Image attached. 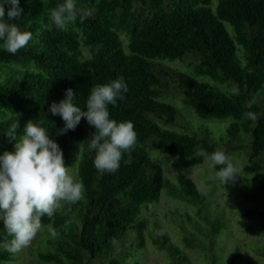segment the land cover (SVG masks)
<instances>
[{"label":"trees","instance_id":"trees-1","mask_svg":"<svg viewBox=\"0 0 264 264\" xmlns=\"http://www.w3.org/2000/svg\"><path fill=\"white\" fill-rule=\"evenodd\" d=\"M63 2L20 0L23 13L10 23L31 31L33 40L15 55L0 41V155L14 148L5 134L11 125H19L18 139L26 122L43 121L62 150L65 165L77 167V178L85 186V198L67 206L70 212L42 217L46 235L48 225L59 235L45 238L49 248L37 251L38 259L49 264H125L149 241L170 264H193L184 248L200 253L202 264H220L217 244L227 229L224 214H214L208 196L192 178L166 177L149 147L165 155L163 159L188 167L204 162V157L193 156L197 149L209 154L221 150L230 156L247 142L248 161L241 168L251 174L250 180L239 174L225 185L235 198L256 203L242 216L253 217L248 228L264 235V99L258 100L264 95V0H218L215 8L211 0H76L75 23L60 30L50 11ZM87 12L91 15L81 21L80 15ZM186 58L195 61L196 75L225 88L164 63ZM119 77L128 90L124 99L109 105L110 118L133 122L137 144L131 163H125L124 154L116 172L101 173L94 166L95 150L87 147L93 126L82 118L74 130L57 134L64 121L49 107L71 88L76 92L74 103L83 110L93 87ZM170 84L197 117H232L224 135L214 139L206 127L193 132L166 128L178 125L182 114L166 100ZM233 87H238L239 95L231 94ZM253 99L255 103L247 107ZM248 111L258 120L245 119ZM254 181L258 185L251 190L244 185L234 188ZM162 189L185 205L182 211L164 215L176 227L183 248L172 241L162 222L155 219L149 228L141 220L143 209L159 201ZM11 239L0 221V262L19 257L3 247ZM254 253L264 257V247ZM240 256L235 246L225 264H236Z\"/></svg>","mask_w":264,"mask_h":264},{"label":"clouds","instance_id":"clouds-1","mask_svg":"<svg viewBox=\"0 0 264 264\" xmlns=\"http://www.w3.org/2000/svg\"><path fill=\"white\" fill-rule=\"evenodd\" d=\"M22 13L20 0H0V41H3L4 50L13 55L33 40L31 31H22L15 23H10L19 19ZM77 15L76 0H64L50 11L52 23L60 30H67L75 23ZM89 15L90 12L81 14V21ZM127 90L123 77L97 84L91 89L86 108L82 110L74 103L76 92L68 88L64 98L58 103L52 102L49 107L53 116L59 115L64 121V127L57 134L74 130L82 118L93 126L94 132L87 147L89 151L95 150L94 166L101 173L116 172L124 154H128L125 163L132 162L131 151L137 144L134 124L131 121L117 122L110 118L109 112V105L115 106L117 99H124L123 93ZM231 94L239 95L238 87H233ZM254 103L255 99L247 107L251 108ZM244 118L258 120L257 114L251 111L245 112ZM43 123L29 120L18 139L17 122L5 132L14 141V150L0 155V221L12 237L3 247L13 254L30 246L44 227L42 217L51 219L58 211L67 214L71 211L67 206L85 198L84 184L70 173L62 150L50 138L49 129L43 127ZM193 156L204 157L212 168L222 166L215 176L223 185L234 182L242 170L221 150L209 154L200 148ZM47 230L52 238L59 235L51 225Z\"/></svg>","mask_w":264,"mask_h":264},{"label":"rangeland","instance_id":"rangeland-1","mask_svg":"<svg viewBox=\"0 0 264 264\" xmlns=\"http://www.w3.org/2000/svg\"><path fill=\"white\" fill-rule=\"evenodd\" d=\"M218 0H211V7L215 8ZM228 28H230L228 26ZM164 63L171 67H178L180 70L186 72L193 78L197 80L205 81L211 85H216L217 87L225 88L222 84H216L211 79L198 76L194 73L193 66L195 61H191L186 58L185 61L164 60ZM173 85L170 84L172 89L169 95V101L172 103L182 114L180 115V121L178 125L165 126L168 129H174L176 131H186L193 132L199 131L203 127L208 128L214 139H219L226 132L227 127L232 121V117H227L224 119H202L195 115L191 107L186 106L182 102V93L178 88H172ZM263 97L259 98L262 101ZM181 122V124H180ZM184 124V126H182ZM13 149L9 151H13ZM151 158L159 162L163 167L164 175L170 179L174 178L175 174H183L187 177L193 179L197 187L204 191L208 196L209 205L214 209V214L218 216L223 213L225 219L227 220V229L222 232L219 236V242L217 244V249L220 257V264H225L235 246H238L241 250V256L236 264H248L251 260L253 263H261L264 261V257L255 255V249L257 247H264V235L257 234L254 230L248 228V223L253 219V217H244L242 213L244 209L248 206L255 207L256 203L245 200L243 198H235L232 189L223 185L219 179L216 178L213 168L207 160H204L202 164L193 166H182L181 164H175L173 161L168 159H163V154H160L153 147L148 148ZM249 146L247 142H243L239 150L231 153L229 157L232 158L233 163L240 169L241 165L248 161ZM70 173L75 179L77 178V167H68ZM240 178L247 181L250 180L251 174H246L242 170L239 172ZM239 185H244L247 190H251L253 186H257L256 181L250 182V186L246 183H237L234 188ZM185 207L182 201L173 199L165 193V189H162L159 201L157 203L149 204L145 209H143L141 214V220L149 224V228L152 227V223L155 219L162 222L165 229L170 232L171 239L174 243L183 248V244L180 240V235L173 224L167 223L164 219L165 213H169L173 210L182 211ZM187 206V210L192 212ZM50 234L46 235L44 229L36 235V237L31 242L30 246L22 249L19 257L12 262L2 261L0 264H49L38 259L37 251L47 250L49 247L45 242V238ZM184 250L189 254L193 264H202L203 258L200 253H197L191 249ZM125 264H170L163 252L156 250L152 247L151 243L148 241L145 249L139 251L134 257L129 259Z\"/></svg>","mask_w":264,"mask_h":264}]
</instances>
